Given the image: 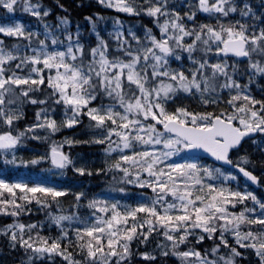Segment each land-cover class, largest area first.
Here are the masks:
<instances>
[{"label": "snow or ice", "instance_id": "obj_1", "mask_svg": "<svg viewBox=\"0 0 264 264\" xmlns=\"http://www.w3.org/2000/svg\"><path fill=\"white\" fill-rule=\"evenodd\" d=\"M262 82L264 0H0V264H264Z\"/></svg>", "mask_w": 264, "mask_h": 264}, {"label": "trees", "instance_id": "obj_2", "mask_svg": "<svg viewBox=\"0 0 264 264\" xmlns=\"http://www.w3.org/2000/svg\"><path fill=\"white\" fill-rule=\"evenodd\" d=\"M262 83H264V82H262ZM253 87H255V85ZM83 151L87 152V151H89V149L85 148V149H83ZM92 151H96V149H92ZM41 167H43V166H41ZM29 169L32 170L31 172L33 174H35L36 176L38 175V173H40L39 170H37L35 168H29ZM0 170H3V169H0ZM72 180H73V177H72L71 172L69 171L67 177H52L50 181H52L53 183H56V182L70 183V182H72ZM94 181H95V178H94ZM254 191H256L257 194L259 195L260 192L262 191V189H257ZM65 202H67V201H65ZM133 264H143V262L140 259H135L133 261ZM154 264H175V260L174 259H167V260L162 261V259H157L154 262ZM239 264H247V262L246 261H240Z\"/></svg>", "mask_w": 264, "mask_h": 264}, {"label": "rangeland", "instance_id": "obj_3", "mask_svg": "<svg viewBox=\"0 0 264 264\" xmlns=\"http://www.w3.org/2000/svg\"><path fill=\"white\" fill-rule=\"evenodd\" d=\"M21 15H23V14L17 13V16H21ZM25 19H27V17H25ZM124 19H126V20L131 19V20L135 21L136 17H128L127 15H124ZM146 22L147 21H145V23ZM31 171L32 170H30L29 168H21L19 170L12 169L10 174L13 175V176L31 177L33 179H36V178H47L48 180H51L52 177H55L52 174H42V173H38V175L36 176Z\"/></svg>", "mask_w": 264, "mask_h": 264}]
</instances>
